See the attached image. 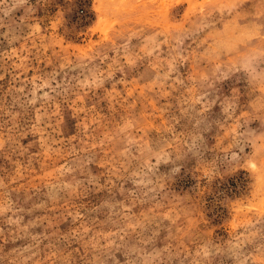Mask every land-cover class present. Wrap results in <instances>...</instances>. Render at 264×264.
Here are the masks:
<instances>
[{
  "label": "rangeland",
  "instance_id": "374dc122",
  "mask_svg": "<svg viewBox=\"0 0 264 264\" xmlns=\"http://www.w3.org/2000/svg\"><path fill=\"white\" fill-rule=\"evenodd\" d=\"M262 45L264 0H0V264H264Z\"/></svg>",
  "mask_w": 264,
  "mask_h": 264
},
{
  "label": "clouds",
  "instance_id": "9594fccd",
  "mask_svg": "<svg viewBox=\"0 0 264 264\" xmlns=\"http://www.w3.org/2000/svg\"><path fill=\"white\" fill-rule=\"evenodd\" d=\"M257 32L255 28H248L242 33L236 32L231 25L223 32L217 34L215 49L217 52L227 49L232 50L238 43H246L255 39ZM240 67L249 73L253 78H264V68L259 65L264 62V45L249 48L242 57H238Z\"/></svg>",
  "mask_w": 264,
  "mask_h": 264
}]
</instances>
